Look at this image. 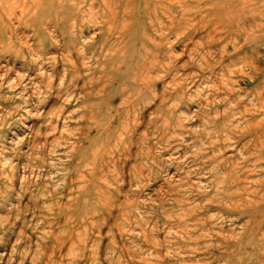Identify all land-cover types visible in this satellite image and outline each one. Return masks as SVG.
Instances as JSON below:
<instances>
[{"label": "rangeland", "instance_id": "rangeland-1", "mask_svg": "<svg viewBox=\"0 0 264 264\" xmlns=\"http://www.w3.org/2000/svg\"><path fill=\"white\" fill-rule=\"evenodd\" d=\"M248 1L177 0L168 21L118 0L114 72L101 16L67 48L3 15L0 264H264V0Z\"/></svg>", "mask_w": 264, "mask_h": 264}, {"label": "bare ground", "instance_id": "bare-ground-1", "mask_svg": "<svg viewBox=\"0 0 264 264\" xmlns=\"http://www.w3.org/2000/svg\"><path fill=\"white\" fill-rule=\"evenodd\" d=\"M117 1L118 0H0V19L3 18V15L8 16L9 18L11 16H14V15L17 16L16 12L18 9L20 12V15L23 19L26 17L31 19L30 24L35 25L34 29H35L36 33L45 30L47 28L48 24L49 25L54 24L58 27V31L60 30V32L66 36V40H65V43L63 45H66V47L68 48V47H70L69 43L72 41L75 42L76 38L78 40L83 29L89 27V22L91 20L93 21L94 20L93 18L96 17V15L101 16L102 17L101 22L103 23V25L100 26L99 28L102 31V37L100 40L98 38L96 40L95 44H96L97 48H100V50H102L103 58H101L98 61V63L100 66L101 65H102V67L106 66V68H107L108 65L111 62H113L112 67H111V71L114 72L117 69H122V67H121L122 65H118V67H115L114 62H115L116 58L111 54L108 55L107 49H109V48L115 49V48H117L118 44L123 43L121 36L118 38H115V39L113 38L111 40H109V38H108L110 35L115 34V31H116L115 27H117L115 20L119 19V18H117L118 14L120 13L117 9V5H116ZM139 1H141L140 4H144L143 6L147 7V10H149V8H150V12L142 14L141 12L133 11V8L131 7L132 10L130 12L132 14L140 15L139 17L143 16V19L150 17L153 20H155L156 18H160V19L162 18L164 20L167 19L168 21H173V7L175 6L174 4H176L177 0H139ZM180 1L183 3V0H180ZM197 1H201V0H197ZM205 1H207V0H205ZM217 1L218 0H211V3L217 5L216 4ZM248 2H249L248 0H244V4H247ZM186 5H188V3H186ZM97 7H98L97 11L94 12L93 9H95ZM140 8H142V7L140 6ZM135 9L138 10V7ZM106 14H109V16H107ZM104 15L109 17V18L104 19L103 18ZM110 18H111V20H110ZM94 23L96 24V22H94ZM161 24H164V23L162 22ZM136 25H137V23H135L134 26H136ZM124 28L126 30L129 29L130 28L129 24L124 25ZM134 28H136V30H137V28H139V24L137 25V27H134ZM171 29L172 28H170V31H171ZM145 40H146V38H143V41L141 40V42L144 44ZM136 42L137 43L140 42L139 36L137 37ZM141 42L139 44H141ZM122 47H123V45L121 46V48ZM123 49H124V47L122 48V50ZM137 51H140V50L136 49L133 52L136 53ZM115 52H120V48H118V50H115ZM134 53H132V54H134ZM148 55H151V54H148ZM159 56H160V52L156 53V55L153 57H147L146 61H148V64L149 63H150V65L152 64L151 66L162 67V69L165 72H168L169 71L168 64H166V61L159 62V60H158ZM163 57H165V54H163ZM165 59L167 60V56L165 57ZM121 60L123 61V64L126 63V58H124V57H123V59L120 58V61ZM120 61H119V64H120ZM64 63L66 66V72H67V70L68 71L72 70L70 74L66 73L64 75L65 81L67 80V77L68 78L76 77L75 75H77V73L79 72V71H77L79 69H77L76 64L71 60L67 61V59L64 61ZM146 66L147 65L145 62L140 63V67L137 71L138 83H137V79L135 78V80H136L135 84H140V85L143 84L142 86H144V85H146L147 80L150 79V78L148 79V77H150V76H148L150 72L147 70ZM62 81H63V79H62ZM69 82L71 83L70 79L68 80V83ZM139 82H142V83H139ZM61 85H63V82L61 83ZM88 107L90 108V105ZM88 107H86V108H88ZM98 109H100L99 106L93 105V109H92L91 114L86 115L84 117L85 122L88 125L97 124V122L94 123L93 120L96 118V112H98ZM91 129H89V130H91ZM82 197H80V198H82ZM56 247L57 246H55L54 249Z\"/></svg>", "mask_w": 264, "mask_h": 264}]
</instances>
